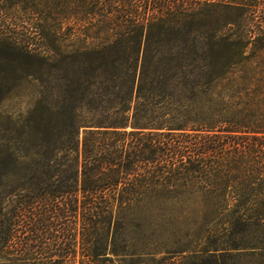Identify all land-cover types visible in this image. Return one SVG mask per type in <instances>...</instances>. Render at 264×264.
I'll list each match as a JSON object with an SVG mask.
<instances>
[{"label":"trees","instance_id":"16d2710c","mask_svg":"<svg viewBox=\"0 0 264 264\" xmlns=\"http://www.w3.org/2000/svg\"><path fill=\"white\" fill-rule=\"evenodd\" d=\"M6 19L0 62L57 100L0 154V264H121L153 245L128 230H181L139 221L185 196L230 194L207 215L264 234V0H0Z\"/></svg>","mask_w":264,"mask_h":264},{"label":"rangeland","instance_id":"374dc122","mask_svg":"<svg viewBox=\"0 0 264 264\" xmlns=\"http://www.w3.org/2000/svg\"><path fill=\"white\" fill-rule=\"evenodd\" d=\"M7 21L6 19L2 23L4 26H0V31L4 34L11 31V24ZM2 56L3 53L0 52V57ZM4 66L1 60L0 154L6 151L18 154L21 149L14 144L7 146L6 142L11 141L12 144L13 140L19 139L28 120L31 122L32 133L36 136L41 135L44 118L47 117L48 122L54 124L56 81L54 75H28L25 70L6 69ZM44 106L48 108L45 115L42 110ZM225 206L230 207V194L226 200L219 196L212 199L194 195L169 201V215L145 216L139 222L152 227L171 225L181 230L165 236L160 230H128L126 238L129 241H150L153 245L127 249L120 257L121 264H213L209 254L214 253L215 248L223 249L220 252L225 253V264H264V234L233 235L226 229L228 219L206 213L209 209ZM188 227L189 233L185 234ZM164 240H168L167 245L160 244ZM234 245H239L241 249L230 250Z\"/></svg>","mask_w":264,"mask_h":264}]
</instances>
